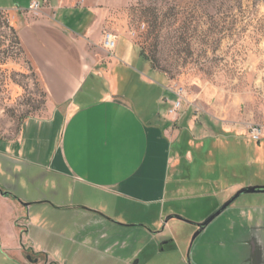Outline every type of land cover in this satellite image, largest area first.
Instances as JSON below:
<instances>
[{"label":"crops","instance_id":"0c3cea01","mask_svg":"<svg viewBox=\"0 0 264 264\" xmlns=\"http://www.w3.org/2000/svg\"><path fill=\"white\" fill-rule=\"evenodd\" d=\"M33 2L0 5L44 94L41 116H20L0 133V264L63 263L58 249L48 253L50 233L32 205L123 223L151 214L158 229L164 217L182 215L173 203L218 202L200 223L238 190L264 186L252 182L259 169L240 146L242 132L187 101L170 115L175 97L148 77L136 45L118 35L111 53L103 47L111 7L42 0L33 10ZM251 206L232 212L231 235L248 251L231 264H248L250 239L264 264V203ZM170 247L178 248L174 239Z\"/></svg>","mask_w":264,"mask_h":264},{"label":"rangeland","instance_id":"374dc122","mask_svg":"<svg viewBox=\"0 0 264 264\" xmlns=\"http://www.w3.org/2000/svg\"><path fill=\"white\" fill-rule=\"evenodd\" d=\"M31 1L0 0V5L26 9ZM49 1L111 7L104 32L128 37L152 61L156 73L150 69L148 77L163 88H182L192 111L242 132L240 146L259 169L252 182H264V0ZM43 105L44 94L17 43L10 15L0 11V133L5 123L9 129L17 125L20 116H41ZM254 127L262 130L258 142L249 140ZM257 196L264 200V194L240 197L192 243V226L177 220L152 237L160 227L152 225L151 214L108 223L81 211L46 213L40 205H32L31 211L41 212L50 233L47 251L58 249L62 264H182V258L184 264L187 258L189 264H231L248 251L231 235L232 212L248 204L258 210L264 201ZM216 205L212 199L172 204L174 210L184 207L178 215L193 223ZM170 238L178 248L168 245L160 251L159 245Z\"/></svg>","mask_w":264,"mask_h":264},{"label":"water","instance_id":"95a60500","mask_svg":"<svg viewBox=\"0 0 264 264\" xmlns=\"http://www.w3.org/2000/svg\"><path fill=\"white\" fill-rule=\"evenodd\" d=\"M264 194V186H250L245 187L240 190H238L235 194H233L226 202H224L222 205H220L211 215H209L204 221L200 223H193L190 221H187L186 219L178 216V215H170L165 218L164 223L169 222L170 220H177L183 223H186L194 228H196V231L192 235L191 243L207 228V226L212 223L217 217H219L222 213H224L226 210H228L240 197L245 195H259ZM25 207H27V204H24ZM171 243V240L163 242L160 244V251H163V248ZM29 260L30 258L27 257ZM186 263L189 264V260L187 258Z\"/></svg>","mask_w":264,"mask_h":264},{"label":"built area","instance_id":"2783aa9c","mask_svg":"<svg viewBox=\"0 0 264 264\" xmlns=\"http://www.w3.org/2000/svg\"><path fill=\"white\" fill-rule=\"evenodd\" d=\"M40 7L39 3L33 2L30 6L31 9L37 10ZM116 36L110 32H104L103 34V47L108 51L112 52L115 48ZM167 91L175 97V101L172 104L171 109L168 113L172 116H176L181 109V106L186 102L185 94L182 88L171 87L167 88ZM262 130L259 127L251 128L249 131V140L258 142L261 138Z\"/></svg>","mask_w":264,"mask_h":264},{"label":"flooded vegetation","instance_id":"af4514ba","mask_svg":"<svg viewBox=\"0 0 264 264\" xmlns=\"http://www.w3.org/2000/svg\"><path fill=\"white\" fill-rule=\"evenodd\" d=\"M95 217L101 219L102 221H106L108 223H113V221H111L110 219H108L106 217H103V216H100V215H96ZM167 223H164V221H163V223L160 226V231H155L154 233H151V236L155 237V236L161 235L163 233L164 229L166 228ZM192 228H193V231L195 232L196 228H194V227H192ZM169 240H171V243L169 244V246H170L173 243V239H171V238L168 239V240L166 239V241H169ZM166 241H164V242H166ZM190 243H191V240H190ZM248 243H249V245H250V247L252 249V256L247 262H248V264H257V262H258V251H256V247H255V244H254V239H252V240L250 239ZM159 247H160V245H159ZM160 250H161V248H160ZM29 262H31L32 264H37V260H32L31 258L29 259Z\"/></svg>","mask_w":264,"mask_h":264},{"label":"trees","instance_id":"16d2710c","mask_svg":"<svg viewBox=\"0 0 264 264\" xmlns=\"http://www.w3.org/2000/svg\"><path fill=\"white\" fill-rule=\"evenodd\" d=\"M16 40H17L18 45H20V43L18 41L17 34H16ZM21 50H22V48H21ZM22 53H23V51H22ZM139 53H140V56L149 63L151 69L155 71V69L152 67V61L142 52V50H139Z\"/></svg>","mask_w":264,"mask_h":264}]
</instances>
